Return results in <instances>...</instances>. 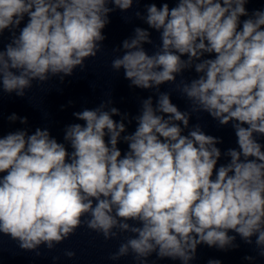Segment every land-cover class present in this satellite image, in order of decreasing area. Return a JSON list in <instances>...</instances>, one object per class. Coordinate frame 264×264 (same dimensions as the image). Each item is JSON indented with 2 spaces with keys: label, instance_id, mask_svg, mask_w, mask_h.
I'll list each match as a JSON object with an SVG mask.
<instances>
[{
  "label": "clouds",
  "instance_id": "9594fccd",
  "mask_svg": "<svg viewBox=\"0 0 264 264\" xmlns=\"http://www.w3.org/2000/svg\"><path fill=\"white\" fill-rule=\"evenodd\" d=\"M251 2L152 4L146 22L162 30L161 49L148 54L141 45L151 43L149 32L137 27L135 37L123 41L127 51L112 61L113 69L123 68L125 78L141 89L174 82L194 58L201 61L195 71L203 75L178 87L193 101V111L202 109L221 125L236 122L239 150H228L230 163L218 166L220 141L199 125L182 135L176 122L187 128L188 113L167 93L160 94L156 109L151 98L143 101L134 133L123 137L129 149L123 156L117 145L125 124L112 118L118 109L112 107L111 114L85 109L74 113L85 124L66 129L71 152L39 128L0 138V233L34 250L42 243L51 249L81 226L105 240L115 238L113 229L119 228L138 235L111 259L131 249L140 264L153 252L188 264L200 244L238 247L231 230L247 244L255 236L264 257V150L254 137L264 136V11L249 16ZM109 3L128 10L133 0H0V37L6 29L19 30L0 51L3 91L22 97L33 79L83 69L105 39ZM205 53L212 58L201 60Z\"/></svg>",
  "mask_w": 264,
  "mask_h": 264
}]
</instances>
